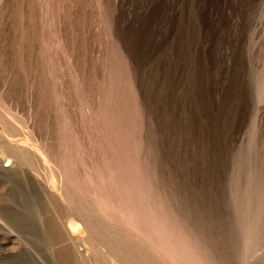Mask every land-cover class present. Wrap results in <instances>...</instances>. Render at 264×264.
I'll list each match as a JSON object with an SVG mask.
<instances>
[{
    "label": "rangeland",
    "instance_id": "obj_1",
    "mask_svg": "<svg viewBox=\"0 0 264 264\" xmlns=\"http://www.w3.org/2000/svg\"><path fill=\"white\" fill-rule=\"evenodd\" d=\"M0 232L41 264H264V0H0Z\"/></svg>",
    "mask_w": 264,
    "mask_h": 264
},
{
    "label": "bare ground",
    "instance_id": "obj_2",
    "mask_svg": "<svg viewBox=\"0 0 264 264\" xmlns=\"http://www.w3.org/2000/svg\"><path fill=\"white\" fill-rule=\"evenodd\" d=\"M255 31H256V30H255ZM255 35H256V34H255ZM244 49H245V48H244ZM21 156H22V155H21ZM21 156H20V158H21ZM8 157H9V156H8ZM24 157H25V156H24ZM24 159H25V158H24ZM1 162H2V161H1ZM29 163H30V161H29ZM14 164H15V163H14ZM60 165H61V164H60ZM6 167H8V166H6ZM58 167H59V166H58ZM56 168H57V167H56ZM60 169H61V168H60ZM55 171H57V170H55ZM55 171H54V172H55ZM57 172H58V171H57ZM60 172H61V171H60ZM66 172H67V171H66ZM117 173H118V172H117ZM64 174H65V173H64ZM111 175H112V174H111ZM57 176H58V175H57ZM64 176H65V175H64ZM95 176H96V175H95ZM109 176H110V175H109ZM63 181H64V180H63ZM68 182H69V181H68ZM68 182H67V183H68ZM135 183H136V182H135ZM62 184H63V183H62ZM68 184H69V183H68ZM63 185H64V184H63ZM63 185H62V186H63ZM69 188H71V186H70ZM69 188H68V189H69ZM101 188H102V186H101ZM103 188H104V187H103ZM146 188H147V187H146ZM73 189H75V188H73ZM104 189H105V188H104ZM81 190H82V189H81ZM106 190H107V189H106ZM62 191H63V190H62ZM64 191H65V190H64ZM70 191H71V190L66 191V193L68 194V192H70ZM73 192H74V191H73ZM73 192H72V193H73ZM101 192H102V191H101ZM103 192H104V190H103ZM103 192H102V193H103ZM85 193H87V192H85ZM70 194H71V193H70ZM104 194H105V193H104ZM71 195H72V194H71ZM73 195H74V194H73ZM101 195H102V194H101ZM101 195H100V197H101ZM102 196H103V195H102ZM147 197H148V196H147ZM67 198H68V197H67ZM70 199H72V197H71ZM70 199H69V200H70ZM95 199H96V198H95ZM101 199L104 200V198H102V197H101ZM141 199H142V198H141ZM98 200H99V198H98ZM147 200H148V199H147ZM95 201H96V200H95ZM144 201H145V200H144ZM121 202H122V201H121ZM150 202H151V201H150ZM150 202H149V200H148V203H150ZM70 203H72V202H70ZM70 203H68V204H69V205H68L69 207L71 206ZM75 203H76V202H75ZM97 203H98V202H97ZM99 203H100V202H99ZM102 203H103V202H102ZM102 203H100V204H102ZM124 203H125V202H124ZM153 203H154V201H152V205H153ZM84 204H85V203H84ZM107 204H108V203H107ZM121 204H122V203H121ZM145 204H146V203H145ZM145 204H144V205H145ZM73 205H74V204H72V207H73ZM76 205H78V204H76ZM76 205H75V207H77ZM82 205H83V204H82ZM86 205H87V203H86ZM104 205H106V204H104ZM149 205H150V204H149ZM88 206H89V205H88ZM95 206H96V204H95ZM102 206H103V205H102ZM122 206H123V205H122ZM122 206H121V207L118 206V207L122 208ZM145 206L147 207V204H146ZM145 206H144V207H145ZM153 206H154V205H153ZM159 206H160V205H159ZM75 207H74V209H75ZM78 207H79V206H78ZM82 207H83V206H82ZM82 207H81V208H82ZM96 207H97V206H96ZM103 207H104V206H103ZM106 207H107V206H106ZM140 207H142V206H140ZM87 208H89V207H87ZM98 208L101 209V205H100ZM115 208H116V207H115ZM153 208H154V207H153ZM70 209H71V208H70ZM76 209H78V208H76ZM104 209H105V208H104ZM118 209H119V208H118ZM86 210H87V209H86ZM89 210H90V209H89ZM126 210H127V209H126ZM126 210H125V211H126ZM138 210H139V208H138ZM144 210H145V209H144ZM144 210H143V211H144ZM68 211H70V210H68ZM76 211L78 212V210H76ZM82 211H83V208H82ZM116 211H117V210H116ZM120 211H121V210H120ZM123 211H124V210H123ZM139 211H141V210H139ZM147 211H148V209H147ZM147 211H146V212H147ZM73 212H74V211H73ZM77 212H76V213H77ZM146 212H145V213H146ZM150 212H151V211H150ZM150 212H149V213H150ZM158 212H159V211H158ZM78 213H79V212H78ZM85 213H86V212H85ZM122 213H123V212H122ZM124 213H125V212H124ZM136 213H137V215H138L139 212H136ZM136 213H135V214H136ZM140 213H141V212H140ZM70 214H72L71 211H70ZM79 214H80V213H79ZM89 214H90V213H89ZM105 214H106V213H105ZM116 214H117V213H116ZM118 214H119V213H118ZM118 214H117V215H118ZM132 214H133V213H132ZM150 214H151V213H150ZM157 214H158V213H157ZM157 214H156V215H157ZM72 215H74V214H72ZM82 215H83V212H82ZM163 215H164V214H163ZM163 215H162V216H163ZM67 216H68V213H67ZM77 216H78V215H77ZM87 216H88V214H87ZM87 216H86V214L83 215V216H82V219H83V222H85L86 228H88L89 230H91V227H93V226H91L92 224H91V222L89 221V219H91V220L93 221V219H92L93 217L88 219ZM92 216H93V215H92ZM119 216H120V215H119ZM146 216H147V215H146ZM149 216H150V215H149ZM165 216H166V215H165ZM75 217H76V216H75ZM75 217H74V218H75ZM79 217H80V216H79ZM128 217H129V216H128ZM131 217H132V216H131ZM135 217H136V216H135ZM142 217H143V216H142ZM154 217H155V216H154ZM68 218H69V217H68ZM70 218H72V216H71ZM146 218H147V217H146ZM130 219H131V221H132V220H133V217L130 218ZM138 219H139V218H138ZM148 219H149V218H148ZM148 219H145V220H147V224H148ZM150 219H152V218L150 217ZM158 219H159V218H158ZM158 219H156V220H158ZM161 219H162V217H161ZM171 219H173V218H171ZM136 220H137V219H136ZM139 220H142V218L139 219ZM156 220H154V221L157 223ZM71 221H72V220H71ZM78 221L81 222V220H78ZM151 221H153V220H151ZM151 221H150V222H151ZM123 222H124V221H123ZM158 222H159V221H158ZM166 222H167V220H166ZM89 223H90L91 225H90ZM125 223H126V222H125ZM125 223H123V224H125ZM128 223H129V222H128ZM132 223H133V222H132ZM151 223H153V222H151ZM156 223H155V224H156ZM161 223H162V222H161ZM163 223H164V222H163ZM67 224H68V222H67ZM81 224H83V223H81ZM113 224H114V223H113ZM138 224L140 225L141 223H138ZM158 224H159V223H158ZM72 225H73V223H69V227L72 228ZM129 225L131 226V224H129ZM136 225H137V224H136ZM152 225H153V224H152ZM152 225H151V226H152ZM160 225H161V224H160ZM166 225H168V224H166ZM62 226H63V224H62ZM66 226H67V225H66ZM130 226H129V227H130ZM147 226H148V225H147ZM149 226H150V225H149ZM149 226H148V227H149ZM151 226H150V227H151ZM155 226H156V225H155ZM67 227H68V226H67ZM123 227H124V226H123ZM133 227H134V226H133ZM137 227H138V226H137ZM54 228H55V227H54ZM57 228H58V227H57ZM59 228H60V227H59ZM65 228H66V227H65ZM83 228H84V227H83ZM94 228H95V227H94ZM94 228H92V230H95ZM131 228H132V227H131ZM151 228H152V227H151ZM156 228H157V227H156ZM163 228H164V227H163ZM178 228H179V227H178ZM102 229H104V228H102ZM106 229H107V228H106ZM134 229H135V228H134ZM134 229H132L134 232L137 231V230H134ZM136 229H137V228H136ZM148 229H149V228H148ZM153 229H155V228L153 227ZM159 229H160V228H159ZM167 229H168V228H167ZM67 230H68V229H67ZM67 230H66V232H67ZM86 230H87V229H86ZM86 230H85V231H86ZM92 230H91V231H92ZM96 230H97V229H96ZM96 230H95V231H96ZM104 230H105V229H104ZM104 230H102V231H104ZM151 230H152V229H151ZM157 230H158V228H157ZM157 230H156V231H157ZM162 230H163V229H162ZM162 230H161V231H162ZM164 230H165V229H164ZM171 230H172V228H171ZM171 230H170V231H171ZM180 230H181V229H180ZM91 231H90V232H91ZM100 231H101V230H100ZM100 231H99V232H100ZM92 232H93V231H92ZM105 232H107V231H105ZM108 232H111V231H108ZM138 232H139V231H138ZM157 232H159V231H157ZM157 232H155V233H157ZM175 232H176V230H175L173 233H175ZM87 233H88V235H89V234L91 235V233H89V232H87ZM93 233H94V232H93ZM103 233H104V232H103ZM103 233H102V234H103ZM132 233H133V232H132ZM135 233H137V232H135ZM140 233H144V232H140ZM140 233H139V234H140ZM146 233H147V231H146ZM155 233H154V234H155ZM169 233H170V232H169ZM64 234H65V233H64ZM67 234H68V233H67ZM102 234H101V236H102ZM111 234H112V233H111ZM111 234H109V237H110ZM148 234H149V233H148ZM150 234H153V233H150ZM163 234H165V233H163ZM106 235H108V234H106ZM128 235H129V234H128ZM128 235H127V236H128ZM130 235H132V234H130ZM140 235H142V234H140ZM146 235H147V234H146ZM160 235H161V234H160ZM172 235H173V234H172ZM174 235H175V234H174ZM99 236H100V235H99ZM135 236H136V235H135ZM144 236H145V235H144ZM148 236H149V235H148ZM158 236H159V235H158ZM11 237H13V234L10 233V232H0V249L4 248V247L7 245V243L10 242V241L8 242V239H10ZM81 237H82V236H81ZM88 237H89V236H88ZM92 237H94V236L92 235ZM96 237H97V236H96ZM102 237H103V236H102ZM140 237H141V236H140ZM165 237H166V234H165ZM165 237H164V238H165ZM62 238H63V237H62ZM62 238H61V239H62ZM70 238H71V236H70ZM74 238H75V237H74ZM103 238H104V237H103ZM111 238H112V237H111ZM148 238H149V237H148ZM158 238H159V237H158ZM164 238H163V239H164ZM171 238H172V237H171ZM176 238H177V237H176ZM101 239H102V238H101ZM115 239H117V238H115ZM118 239H119V238H118ZM144 239H146V238H144ZM160 239H161V238H160ZM160 239H159V240H160ZM167 239H168V238H167ZM65 240H66V239H65ZM72 240H73V239H72ZM72 240H71V241H72ZM76 240H77V239H76ZM86 240H87V239H86ZM89 240H90V239H89ZM89 240H88L87 242H89ZM95 240H98V239L96 238ZM95 240H94V241H95ZM99 240H100V239H99ZM142 240H143V239H142ZM148 240H149V239H148ZM148 240H147V241H148ZM159 240H158V241H159ZM177 240H178V239H177ZM22 241H23V242H22V248H21L19 251L15 252V253H6V254L2 255L3 257L0 258V264H41L40 259H39V257H38L37 255L34 256V254H30V252H29V250H28V247H27V241H26V238H25L24 235H22ZM62 241H63V240H62ZM66 241H68V240H66ZM69 241H70V239H69ZM79 241H80V240H79ZM79 241H77V242H79ZM109 241H111V240H109ZM112 241H113V238H112ZM145 241H146V240H145ZM162 241H163V240H162ZM166 241H167V240H166ZM168 241H170V240L168 239ZM59 242H60V241H59ZM74 242H76V241H73V243H74ZM80 242L83 243L82 240H81ZM90 242H91V241H90ZM115 242H116V241H115ZM65 243H66V242H65ZM68 243H69V242H68ZM71 243H72V242H71ZM73 243H72V244H73ZM92 243H93V242H92ZM92 243H91V244H92ZM94 243H95V242H94ZM99 243H100V242H99ZM103 243H105V242L103 241ZM112 243H113V242H112ZM116 243H117V242H116ZM118 243H119V242H118ZM123 243H124V241H123ZM156 243H157V242H156ZM156 243H155V244H156ZM160 243H161V242H160ZM176 243H177V242H176ZM61 244H62V243H61ZM63 244H64V242H63ZM76 244H77V243H76ZM76 244H75V245H76ZM86 244H88V243H86ZM96 244H97V243H96ZM151 244H152V243H151ZM172 244H173V242H172ZM181 244H183V243H181ZM184 244H185V243H184ZM59 245H60V243H59ZM59 245H58V243H57V246H59ZM75 245H74V246H75ZM79 245H80V243H79ZM93 245H95V244H92V247H94ZM103 245H104V244H103ZM110 245H111V242H110ZM113 245H114V243H113ZM120 245H121V244H120ZM153 245H154V244H153ZM153 245H152V246H153ZM197 245H198V244H197ZM70 246H71V245H70ZM76 246H77V245H76ZM76 246H75V247H76ZM82 246H83V245H82ZM88 246H91V245L89 244ZM107 246H108V245H107ZM111 246H112V245H111ZM115 246L118 247V245H115ZM155 246H156V245H155ZM158 246H159V245H158ZM164 246H165V245H164ZM168 246H169V245H168ZM183 246H184V245H183ZM55 247H56V246H55ZM85 247H86V246H85ZM101 247H102V245H101ZM101 247H97V248H99L100 251H102L104 248H101ZM113 247H114V246H113ZM156 247H157V246H156ZM166 247H167V245H166ZM185 247H186V246H184L183 248H185ZM59 248H60V247H59ZM72 248H73V247H72ZM95 248H96V247H95ZM124 248H125V247H124ZM153 248H154V247H153ZM173 248H174V246H173ZM176 248H177V247H176ZM176 248H175V249H176ZM189 248H190V247H189ZM65 249H66V248H65ZM78 249H79V248H78ZM85 249H86V248H85ZM106 249H108V247H106ZM106 249H104V250H106ZM119 249H120V248H119ZM125 249H126V248H125ZM125 249H124V250H125ZM194 249H195V248H194ZM91 250H95V249H91ZM96 250H98V249H96ZM108 250L111 251V249H108ZM154 250L157 251L156 248H154ZM166 250H167V249H166ZM166 250H165V251H166ZM183 250H184V249H183ZM183 250H182V251H183ZM192 250H193V249H192ZM10 251H11V250H10ZM78 251H80V250H78ZM78 251H77V252H78ZM106 251H107V250H106ZM120 251H121V250H120ZM120 251L117 252V253H120ZM146 251H147V249H146ZM168 251H169V250H168ZM173 251H174V250H173ZM74 252H75V249H74ZM90 252H91V251H90ZM163 252H164V251H163ZM186 252H187V251H186ZM75 253H76V252H75ZM85 253H86V252H85ZM92 253H93V252H92ZM99 253H100V252H99ZM103 253H104V252H103ZM103 253H101V255H102ZM107 253H109V252L107 251ZM110 253H111V252H110ZM115 253H116V252H115ZM124 253H125V251H124ZM149 253H150V252H149ZM154 253H155V252H154ZM166 253H167V252H166ZM174 253H178V252L175 251ZM79 254H80V253H79ZM95 254H96V253H95ZM104 254H105V253H104ZM144 254H145V253H144ZM158 254H160V253H158ZM167 254H168V253H167ZM65 255H66V254H65ZM77 255H78V254H77ZM84 255H85V254H84ZM84 255H83V256H84ZM93 255H94V254H93ZM108 255H110V254H108ZM114 255H115V254H114ZM118 255H120L121 258H122V256H123V254H118ZM121 255H122V256H121ZM126 255H127V254H126ZM149 255H150V254H149ZM172 255H173V254H172ZM178 255H179V254H178ZM68 256H69V255H68ZM74 256H75V254H74ZM102 256H103V255H102ZM131 256H132V255H131ZM131 256H130V257H131ZM167 256L169 257V254H168ZM170 256H171V254H170ZM183 256H184V255H183ZM183 256H182V257H183ZM81 257H82V254H81ZM85 257H87V256H85ZM103 257H104V256H103ZM156 257H158V255H157ZM165 257H166V256H165ZM175 257H176V256H175ZM201 257H202V256H201ZM201 257H200V258H201ZM64 258H65V257H63V260H64ZM75 258H77V257H75ZM79 258H80V257H79ZM106 258H108V257H106ZM113 258H114V257H113ZM125 258H126V256H125ZM147 258H149L148 255H147ZM173 258H174V256L171 257V259H173ZM178 258H179V257H178ZM66 259H67V258H66ZM66 259H65V260H66ZM86 259H87V258H86ZM92 259H93V257H92ZM95 259H96V258H95ZM115 259H116V258H115ZM127 259H128V258H127ZM127 259H125V260H127ZM143 259H144V258H143ZM153 259H154V258H153ZM161 259H162V258H161ZM165 259H166V258H165ZM171 259H170V260H171ZM176 259H177V257H176ZM186 259H188V257H187ZM68 260H69V259H68ZM73 260H74V259H73ZM79 260H80V259H79ZM81 260H82V259H81ZM88 260H90V258H89ZM96 260H97V259H96ZM103 260H104V259H103ZM105 260H106V259H105ZM108 260H109V259H108ZM116 260H117V259H116ZM125 260H123V258H122V260H121V259L118 260L116 264H153V263L156 261V260H155V261L152 263V261H149L148 259H145V260H147V261L144 262V263H141V262H140V261L142 260L141 257H140V261H138V258H137V259H133L132 257H131V259L128 260V261H125ZM159 260H160V258H159ZM163 260H164V259H163ZM174 260H175V259H174ZM180 260H181V259H180ZM71 261H72V260H71ZM99 261L101 262L100 259H99ZM106 261H107V260H106ZM157 261H158V260H157ZM167 261H168V260H167ZM172 261H173V260H172ZM176 261H177V260H176ZM178 261H179V260H178ZM62 262H63V261H62ZM72 262H73V261H72ZM78 262H80V261H78ZM87 262H88V261H87ZM100 262H99V263H100ZM107 262H108V261H107ZM163 262H164V261H163ZM186 262H187V261H186ZM75 263H76V261H75ZM82 263H83V262H82ZM92 263H93V261H92ZM96 263L98 264V260H97ZM159 263H161V262H159ZM169 263H170V262H169ZM178 263H179V262H178ZM178 263H177V264H178ZM180 263H181V262H180ZM182 263H183V262H182ZM182 263H181V264H182ZM187 263H188V262H187ZM201 263H203V262H201ZM76 264H77V263H76ZM87 264H89V263H87ZM154 264H156V263H154ZM174 264H175V262H174ZM194 264H195V263H194ZM203 264H204V263H203Z\"/></svg>",
    "mask_w": 264,
    "mask_h": 264
}]
</instances>
